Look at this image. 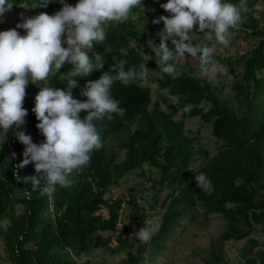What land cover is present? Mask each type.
I'll list each match as a JSON object with an SVG mask.
<instances>
[{
    "label": "trees",
    "instance_id": "1",
    "mask_svg": "<svg viewBox=\"0 0 264 264\" xmlns=\"http://www.w3.org/2000/svg\"><path fill=\"white\" fill-rule=\"evenodd\" d=\"M12 2L13 7L4 14L5 18L0 17V31L10 28L11 15L18 18L40 12L52 15L62 6L60 0H49L46 7L40 6L41 0ZM227 2L245 4L247 11L241 10L243 19L239 28L231 31L235 36L250 38L253 44L248 41V48L233 55L214 52L212 59L219 69L211 78L201 75L204 65L188 66L175 55L168 64L174 65L176 71L172 74L162 71V66L156 63L158 58L151 52V42L145 41L159 43L157 32L163 22L153 24L152 20L169 15L160 7L166 0H142V4L131 10L128 19L104 25L106 39L102 44H94L92 50L105 58L103 69L73 78L67 74L72 65L66 63L59 72L39 81L37 89L29 88L32 82L28 83L23 103L27 110L25 124L11 129L4 143L0 141V239L6 257L13 264H112L104 255L94 260V250L122 253L124 257L119 264H155L156 255L166 257L167 242L184 225L185 219L194 218L196 207L201 208L204 216L222 217L226 225L216 244L210 246L204 264L224 262V242L243 239L246 240L238 264H264L261 242L264 238V7L254 8L260 0ZM22 32L21 35L26 34L24 29ZM168 46L173 47L170 41ZM108 47L111 52L105 51ZM143 52H147V57ZM113 58L127 61L126 68L139 71L146 67L147 76L127 86L121 82L112 85L110 95L126 112L123 117L113 114L111 121L105 118L96 122L102 147L90 154L89 165L69 177L73 181L70 187L58 185L51 199L42 196L40 189L32 190L30 182H18L15 171L20 176L36 175L32 163L21 169H14V165L23 159L25 147L16 138V132L29 135L33 143L44 140L32 112L34 96L40 87L63 89L68 86L67 80L73 78L78 84L72 90L73 97L84 101L86 97L79 94L81 88L86 81L98 79L101 71H108L109 64L115 62ZM150 84L166 89L173 99L180 96V104L173 105L171 101L163 108L153 100ZM187 104L194 107L184 113L182 108ZM177 114L179 119L175 118ZM85 115L81 111V118ZM193 116L210 124L213 136L221 141L211 156L195 148L198 134L185 129L184 120ZM112 138L117 139L116 145L107 146ZM11 141L15 158L11 157ZM200 158L203 160L198 162ZM144 165L148 168L141 171L142 176L150 175L152 169L158 171L154 180L156 194H144L140 203L131 194L128 201L135 211H140L134 216H144L148 208L159 206L161 214L157 220L162 225L150 242L142 243L132 234L140 229L141 218H135L131 224L122 225L114 237L116 245L111 246L112 233L121 222L120 210L124 205L121 196L109 194V186L117 185L127 172L142 169ZM200 173L212 182L210 195L196 185L195 175ZM25 188L30 197L24 195ZM142 202L148 203V207H143ZM102 208L106 209V216L101 213ZM5 219L8 223L3 227L1 223ZM145 252L153 256H145ZM1 259L0 254V264Z\"/></svg>",
    "mask_w": 264,
    "mask_h": 264
},
{
    "label": "clouds",
    "instance_id": "2",
    "mask_svg": "<svg viewBox=\"0 0 264 264\" xmlns=\"http://www.w3.org/2000/svg\"><path fill=\"white\" fill-rule=\"evenodd\" d=\"M48 2L41 0L40 6L46 7ZM60 3L61 8L52 15L40 12L32 17L21 16L15 28L0 31V141L3 143L11 129L25 124L27 110L23 103L28 83L47 80L66 63L72 65L67 74L73 78L103 69L105 58L92 50L94 44H102L106 39L104 25L128 19L131 10L142 4V0H77L74 6L64 0ZM12 7V0H0V17ZM160 7L169 15L152 20L153 24L163 22V27L157 32L159 43L151 40V52L158 58L156 63L162 66V71L172 74L176 69L168 61L174 55L183 58L188 53L204 66L215 65L212 59L215 45L209 46L207 42L215 39L227 46L230 30L239 28L241 10L246 6L243 2L237 6L227 0H166ZM16 29H24L26 34L21 35ZM169 41L172 48L168 46ZM105 51L111 52V48ZM113 59L115 62L109 64L108 71H101L98 79L86 81L81 88L79 94L86 97L84 101L73 97L72 90L78 86L73 78L67 80L68 86L63 89L40 87L34 96L32 112L44 140L33 143L29 135L16 132V138L25 147L23 159L14 165V169H21L32 163L36 175L20 176L15 171L18 182H30L32 190L40 189L42 196L51 199L58 185L70 187L73 181L69 177L89 165L90 154L102 147L96 122L105 118L111 121L113 114L123 117L126 112L110 95L112 85L121 82L127 86L147 76L146 67L137 71L126 68L127 61ZM180 101L177 95L172 103L179 105ZM193 107L184 105L182 112L188 113ZM81 111L86 113L83 118ZM11 144V157L15 158ZM195 181L199 189L211 194L212 182L205 174L195 175ZM24 195H31L27 188ZM148 203L142 202V206L148 207ZM144 223L148 226L132 234L142 243H148L159 231L162 221Z\"/></svg>",
    "mask_w": 264,
    "mask_h": 264
},
{
    "label": "rangeland",
    "instance_id": "3",
    "mask_svg": "<svg viewBox=\"0 0 264 264\" xmlns=\"http://www.w3.org/2000/svg\"><path fill=\"white\" fill-rule=\"evenodd\" d=\"M65 3H70V5L74 6L77 3V0H66ZM264 7V2L260 0V2L256 3L254 8L257 10H261ZM247 11L246 7L243 9ZM242 14V13H241ZM243 16V15H241ZM1 18H5L3 15ZM243 19V17H242ZM10 23V28H15L17 22L21 20L17 15L9 16L8 18ZM20 34L23 33L22 29H16ZM195 31V27L193 29ZM24 34V33H23ZM197 35H203L202 33H196ZM230 30L229 43L227 46L220 44L213 39V41H208L209 46L215 45L216 51L215 54L218 55H229L234 53H242L243 50L249 47V42H252L250 38H242V36H235ZM151 40H146L145 43L149 44ZM201 41H197L200 43ZM212 42L213 44H211ZM215 42V43H214ZM244 42H247V44ZM144 43V42H143ZM141 43L139 46H142ZM63 45V44H62ZM236 45V46H235ZM244 46V47H243ZM236 47V51L235 48ZM243 47V48H240ZM147 57V52H143V56ZM175 58L188 66H199L201 63L198 59L192 58L188 53L184 54V57L175 56ZM187 59L190 60L187 63ZM219 69V65H209L204 66L201 70L202 76H207L208 78L213 77V74L216 70ZM229 80V78H228ZM29 83V88L37 89L40 85ZM43 84V83H42ZM28 88V86L26 87ZM151 94L153 100H157L159 104L163 108H167V103L173 100V97L167 92L166 89H158L155 84H150ZM228 88H226L227 90ZM206 108L209 107V104H204ZM176 119H179V114L175 116ZM185 129L189 131L191 134H198L199 140L195 144V148L201 150L202 152H206L207 155H213L219 148L221 141L216 139L211 131L210 124L203 123V121L198 116H193L191 118H187L184 120ZM130 128H133V125H130ZM117 139L112 138L107 142V146L116 145ZM123 157V151L119 152V158ZM203 159L200 158L198 162H201ZM198 162L195 163L198 164ZM148 166L144 165L141 168H135L129 172H127L124 177H122L117 185L109 186V194L113 197L121 196L123 199V209L120 210L121 222L117 224V228L112 233L111 246L116 245V241L114 239L115 235L121 231L122 225H124L127 221L131 224L134 222L135 218H141L139 220L140 228L143 226H148L144 222L147 220L156 221L160 218L161 210L159 206L154 208H148L144 216H134L135 214H140V211L137 212L133 209V207L129 203V196L134 197L136 203L141 202L142 196L144 194L152 193L151 195L156 194L157 184L154 182L158 178V171L156 169H152L150 175L145 174L142 176L140 173L142 170H147ZM101 213L106 216V209L102 208ZM8 221L5 219L2 221V226L5 227ZM226 225L225 221L222 217L216 214H208V216H204L200 207H196L195 216L193 219H185L184 225L180 226L177 229L175 235L167 242L165 254L166 257L160 258L159 255L155 256V264H204V258L208 257L210 254L208 250L211 245H215L218 241L220 233L225 230ZM127 234V233H126ZM246 239L243 240H228L225 241L222 247L224 262L220 264H238L241 260V249L244 246ZM261 242L264 244V238H261ZM151 247V246H150ZM0 254H1V264H13L9 258L6 257V254L3 250V241L0 239ZM101 255L106 257V260L112 264H119L120 258L124 257L122 253L112 254L110 250H94V254H92V258L94 260L99 259ZM145 256L151 257L153 255H148L147 252L144 253ZM83 257L78 260L81 261Z\"/></svg>",
    "mask_w": 264,
    "mask_h": 264
},
{
    "label": "built area",
    "instance_id": "4",
    "mask_svg": "<svg viewBox=\"0 0 264 264\" xmlns=\"http://www.w3.org/2000/svg\"><path fill=\"white\" fill-rule=\"evenodd\" d=\"M212 41H213V40H212ZM9 144H11V142H10Z\"/></svg>",
    "mask_w": 264,
    "mask_h": 264
}]
</instances>
